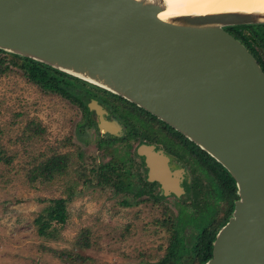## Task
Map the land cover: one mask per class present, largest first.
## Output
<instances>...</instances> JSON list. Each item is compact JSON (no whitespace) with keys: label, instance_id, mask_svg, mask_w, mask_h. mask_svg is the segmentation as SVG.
<instances>
[{"label":"water","instance_id":"water-1","mask_svg":"<svg viewBox=\"0 0 264 264\" xmlns=\"http://www.w3.org/2000/svg\"><path fill=\"white\" fill-rule=\"evenodd\" d=\"M167 6L168 0H0V50L136 104L219 161L236 180L238 199L203 264H264V69L228 30L264 25V11L162 17ZM90 108L101 129L121 131L96 101ZM147 162L149 180L177 190L169 158L153 153Z\"/></svg>","mask_w":264,"mask_h":264},{"label":"rangeland","instance_id":"rangeland-1","mask_svg":"<svg viewBox=\"0 0 264 264\" xmlns=\"http://www.w3.org/2000/svg\"><path fill=\"white\" fill-rule=\"evenodd\" d=\"M22 71L12 66L9 72L0 74V139L8 154L13 156L12 163L0 164V264L158 262L167 252L175 227L179 224L178 229H184L193 222V217L185 208L177 217L171 209H167L168 212L163 206L132 197L127 198L133 205L120 204L127 194L118 193L113 184L98 183L90 173L91 168L103 165L97 158L101 157L100 153L94 148L98 140L91 129L79 134L76 124L80 117L76 106L68 105V101L56 93L29 82ZM33 121L45 131L40 138L31 140L27 135ZM50 147L70 153V171L33 186L27 174L44 156L34 161L35 157L52 153ZM86 178L90 181L84 182ZM74 182L78 185L68 205V220L65 225H58L60 236L58 239L43 238L37 232L35 218L50 199L68 197V189ZM206 206L210 210L220 205L211 202ZM169 215L171 219L167 218ZM205 222L199 218L194 227H186L185 237L193 241L198 234L195 228L203 227ZM85 229L92 234V247L83 253L88 259L77 263L69 257L61 258L59 250L78 251V241ZM191 233L192 237L187 235Z\"/></svg>","mask_w":264,"mask_h":264},{"label":"flooded vegetation","instance_id":"flooded-vegetation-1","mask_svg":"<svg viewBox=\"0 0 264 264\" xmlns=\"http://www.w3.org/2000/svg\"><path fill=\"white\" fill-rule=\"evenodd\" d=\"M239 39L264 69V41L246 33ZM73 91L80 95L76 101L56 94L78 109L80 121L76 127L80 135L90 129L95 132L98 145L94 148L97 154L100 153L101 157L97 158L103 165L100 163L98 168H91L90 173L95 175L97 171L104 170L107 164H113L120 174L129 175V198L151 201L163 206L165 211L173 210L177 217L185 208L193 217L189 227H194L199 218L206 220L203 227L195 228L198 233L202 229L220 227L226 223L238 199V188L232 174L219 161L168 123L110 91L94 86H84V89L77 87ZM93 101L101 105L105 119L110 122L116 119L120 124L118 134L101 129L98 113L90 108ZM146 149H151L152 153ZM153 153L169 158L170 175L175 180L177 190L168 185V189H165L161 182L149 180L147 159ZM211 202H217L220 206L208 210L206 205ZM188 226L185 225L184 229ZM192 234L187 235L192 237Z\"/></svg>","mask_w":264,"mask_h":264},{"label":"trees","instance_id":"trees-1","mask_svg":"<svg viewBox=\"0 0 264 264\" xmlns=\"http://www.w3.org/2000/svg\"><path fill=\"white\" fill-rule=\"evenodd\" d=\"M234 29H237V32H234ZM228 30L237 38H242L246 33L249 36L252 35V38H256V40L257 37H259L264 41V28L260 25L236 26L228 28ZM3 52L5 51L0 50V53ZM5 53H7V55L0 54V74H6L10 71L12 66L19 67L23 70L22 75L29 82L35 83L45 91L58 93L61 96L68 97L69 99L76 101L75 99H79L80 95L73 91V89L76 90L77 87L84 89V86H94L43 63H39L32 59L21 57L12 53ZM7 61L12 62L13 64H9ZM28 129L30 132L27 135V139L31 140H34L33 138L37 137L40 138L41 134L45 131L41 125L35 121L30 123ZM49 150H52L51 154L47 155L46 153H43L40 154L39 157L34 158V161H36L38 158H41V156H44L41 160H39L38 164H35L34 162L35 166H32L27 174V177L33 186H36L38 183L50 182L51 180L63 176L70 171V153L57 151V148L54 149V147H50ZM12 161L13 156L8 154L6 146L2 145L0 139V164H10ZM119 176L121 178H119ZM95 177L98 179V183L100 184H113L118 193L126 192L127 196L120 201V204L130 205L127 198L129 195L128 192L131 191L128 181L129 175L120 174L116 166L113 164H107L104 170H100L95 173ZM89 181V178L84 179V182ZM77 185L78 183L74 182V184H72V186L68 189V197L50 199L49 204L43 208V210L35 218L34 221L37 227V232L40 236L45 239H58L61 229L58 228V225L63 226L68 220V205L73 200L72 195L74 187H77ZM167 218L171 219V216L169 215ZM164 222L167 221L165 220ZM178 226L179 225H177L174 229L175 233L170 239L165 256L155 264H203L206 262V260L212 256L213 240L216 237L219 227L202 229L199 231L195 239L191 241V238L185 237V229L179 230ZM129 227L130 226H127V228ZM90 235H92L91 232L88 229H85L83 235L80 236L78 241V251H54L58 252V255L61 258L65 259L69 257L77 263L85 262L88 257L83 254L84 250L92 247ZM75 253L79 254L75 256L73 255ZM187 256L190 258L188 259ZM182 258H184L183 263ZM191 259L193 260L192 262H190Z\"/></svg>","mask_w":264,"mask_h":264},{"label":"bare ground","instance_id":"bare-ground-1","mask_svg":"<svg viewBox=\"0 0 264 264\" xmlns=\"http://www.w3.org/2000/svg\"><path fill=\"white\" fill-rule=\"evenodd\" d=\"M217 9L264 11V0H168L167 9L160 15L165 17L185 13H205Z\"/></svg>","mask_w":264,"mask_h":264}]
</instances>
